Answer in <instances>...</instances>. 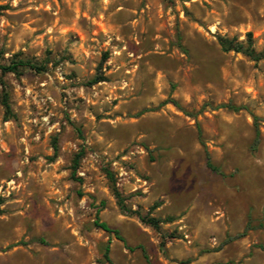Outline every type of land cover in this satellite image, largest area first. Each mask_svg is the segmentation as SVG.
<instances>
[{
    "label": "rangeland",
    "instance_id": "374dc122",
    "mask_svg": "<svg viewBox=\"0 0 264 264\" xmlns=\"http://www.w3.org/2000/svg\"><path fill=\"white\" fill-rule=\"evenodd\" d=\"M0 6V65L47 66L0 69V264H264V59L218 43L263 51L264 0ZM107 170L132 210L173 221L124 213Z\"/></svg>",
    "mask_w": 264,
    "mask_h": 264
},
{
    "label": "trees",
    "instance_id": "16d2710c",
    "mask_svg": "<svg viewBox=\"0 0 264 264\" xmlns=\"http://www.w3.org/2000/svg\"><path fill=\"white\" fill-rule=\"evenodd\" d=\"M2 9H4V7L0 6V11ZM218 43L220 44L221 49L224 52L234 51L236 53H242V54L250 57L252 60H255V61H260V60L264 59V50L258 52L255 48H253V46H252L253 38H252L251 33L248 34V44H249L248 46H245V44L243 42H239L236 38L229 39V38L222 37V36L218 37ZM1 56H2V52H0V57ZM0 69L2 71V74H4V75L8 74V73H13L17 76H21L28 69L34 70L36 72L47 71V66L45 64H37V63H33L32 61L26 60V59L22 58L20 53H18V54H15L8 61L7 64L0 65ZM102 81H105V79L101 78V77H96L93 80L92 84H97V83H100ZM2 104L6 110V119L9 120V119L13 118L14 115L12 113L9 93L7 92V90H4V92H3ZM220 107L221 108H227V109L232 110V111L240 110L239 107L232 105V104H223ZM254 121H255L256 133H255V140H254L253 147H254V149H257L260 142H261L262 134H261V130L259 128V122H258L259 118L255 117ZM200 135H201V132H200ZM202 145L205 147L203 142H202ZM55 149L57 151V147ZM205 150H206V158H207L208 168L214 172H219V168L213 163L211 155L208 152L207 148H205ZM83 156H84V150H81L78 154H76V156L73 160L74 161V164H73V175L74 176L77 173V169L80 167L81 160L83 159ZM106 173H107L108 178L111 182L112 190H113L115 198L117 199L118 205L120 206V208L122 209V211L124 213H126L127 215H137L139 217V219L141 220V222H143L144 224H146V225H148V226H150L156 230H159L161 228L162 223L173 221V218H167L165 220H162L160 218H156L154 216H151V212L154 211L155 209H157L161 205L160 202H156L151 207L150 213L147 216L142 215L138 211L132 210V208H130L127 205L126 199L122 196V193L120 192V190L117 186V182L114 178V174L112 172H110L109 170H107ZM80 181H81V179H80ZM96 226L101 228L102 230L108 232V233L115 234L118 239L123 241V238L120 235V231L118 229H114V228L110 227L105 222H99V219L96 222ZM248 230H249V226L239 237H244ZM40 241L42 243H44L43 240H40ZM260 247L262 249H264V246H260ZM109 255H110V246H107L106 252H105V257H106L107 261L111 263V258Z\"/></svg>",
    "mask_w": 264,
    "mask_h": 264
}]
</instances>
